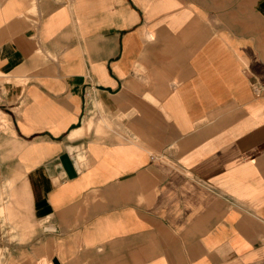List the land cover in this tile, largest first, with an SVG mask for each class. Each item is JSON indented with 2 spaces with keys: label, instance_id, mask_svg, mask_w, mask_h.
<instances>
[{
  "label": "crops",
  "instance_id": "1",
  "mask_svg": "<svg viewBox=\"0 0 264 264\" xmlns=\"http://www.w3.org/2000/svg\"><path fill=\"white\" fill-rule=\"evenodd\" d=\"M3 78L7 264H264V0H0Z\"/></svg>",
  "mask_w": 264,
  "mask_h": 264
},
{
  "label": "rangeland",
  "instance_id": "2",
  "mask_svg": "<svg viewBox=\"0 0 264 264\" xmlns=\"http://www.w3.org/2000/svg\"><path fill=\"white\" fill-rule=\"evenodd\" d=\"M6 80L5 78L0 79V84ZM20 178V177H19ZM17 178V180H19ZM21 179V178H20ZM16 181L13 183L12 187H10V183L5 180L0 175V264H7V255L11 253L12 248L17 246V244L30 241L32 238L37 224L31 221V217L29 215L28 205L22 204L15 205L16 212L18 216H16V222L8 221L7 217L4 213L3 204H8L11 202H15V197L11 196L12 189L16 190ZM22 220L29 221L33 224V228H27L25 231V236L22 239V233L24 231L22 227Z\"/></svg>",
  "mask_w": 264,
  "mask_h": 264
},
{
  "label": "water",
  "instance_id": "3",
  "mask_svg": "<svg viewBox=\"0 0 264 264\" xmlns=\"http://www.w3.org/2000/svg\"><path fill=\"white\" fill-rule=\"evenodd\" d=\"M62 160H63L64 166H65V168L67 170V173L70 176H73L74 175V170L72 168V165H71V162H70L69 158L67 156H63Z\"/></svg>",
  "mask_w": 264,
  "mask_h": 264
},
{
  "label": "built area",
  "instance_id": "4",
  "mask_svg": "<svg viewBox=\"0 0 264 264\" xmlns=\"http://www.w3.org/2000/svg\"><path fill=\"white\" fill-rule=\"evenodd\" d=\"M0 86H1V84H0Z\"/></svg>",
  "mask_w": 264,
  "mask_h": 264
}]
</instances>
